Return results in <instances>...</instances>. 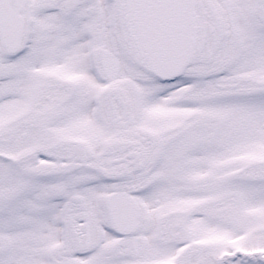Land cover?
Returning a JSON list of instances; mask_svg holds the SVG:
<instances>
[{
  "label": "snow or ice",
  "instance_id": "obj_1",
  "mask_svg": "<svg viewBox=\"0 0 264 264\" xmlns=\"http://www.w3.org/2000/svg\"><path fill=\"white\" fill-rule=\"evenodd\" d=\"M0 264H264V0H0Z\"/></svg>",
  "mask_w": 264,
  "mask_h": 264
}]
</instances>
